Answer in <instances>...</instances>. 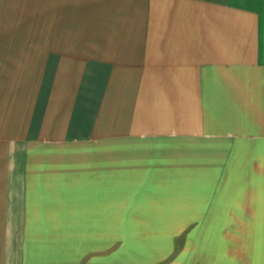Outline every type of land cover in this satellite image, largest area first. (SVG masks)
<instances>
[{
    "label": "crops",
    "instance_id": "1",
    "mask_svg": "<svg viewBox=\"0 0 264 264\" xmlns=\"http://www.w3.org/2000/svg\"><path fill=\"white\" fill-rule=\"evenodd\" d=\"M25 33L69 67L0 68V264H156L191 225L264 264V0H0V55Z\"/></svg>",
    "mask_w": 264,
    "mask_h": 264
},
{
    "label": "rangeland",
    "instance_id": "2",
    "mask_svg": "<svg viewBox=\"0 0 264 264\" xmlns=\"http://www.w3.org/2000/svg\"><path fill=\"white\" fill-rule=\"evenodd\" d=\"M44 27L46 26L40 25L39 29H42ZM28 35L30 36V34L25 33L23 43L20 42V44L23 46V55H13L16 52L15 50L10 51V55H0V68L69 67V65H60L61 60L58 61L57 58L48 56V46L46 38L47 35H37V39L35 41H32V37H29L28 40L25 39ZM33 46H35L36 48ZM17 52L19 54L20 50H18ZM196 229L197 227L191 225L189 226L186 232L184 231L177 234H173V240L172 237L171 239L169 238L170 234H168V239H166V241H168L170 247L166 250L167 257L164 259V261L156 264H178V262H181V264H211V262L214 260V258H211V234L204 233L201 235V233H197L198 231H196ZM147 234L149 237V239L147 240L143 236V233H135V236L138 238L139 241L144 240L150 242H158L157 239H159L158 237H160L159 234ZM198 235L202 236L200 238V242L203 245L202 247L200 246L201 248L198 247ZM161 241L165 242V239H162ZM160 242L158 243V245L160 244ZM195 258L199 260L197 261V263H195Z\"/></svg>",
    "mask_w": 264,
    "mask_h": 264
}]
</instances>
